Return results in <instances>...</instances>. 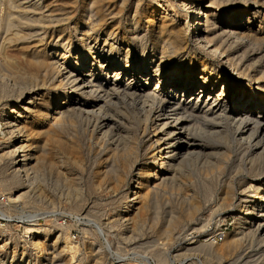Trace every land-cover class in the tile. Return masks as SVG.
<instances>
[{
  "label": "bare ground",
  "instance_id": "obj_1",
  "mask_svg": "<svg viewBox=\"0 0 264 264\" xmlns=\"http://www.w3.org/2000/svg\"><path fill=\"white\" fill-rule=\"evenodd\" d=\"M231 4L234 7L225 14V6ZM256 22L258 29H253ZM99 35L110 50L114 43L108 38L118 37L126 45L124 61L102 59ZM131 40L140 47L137 59L130 56ZM148 64L154 65L152 71ZM168 64L170 72L163 69ZM152 80L155 85L146 86ZM6 90L17 91L18 100L0 108V171L10 183L26 189L15 198L28 194L44 168L53 163L64 179L78 184L79 175L62 154L76 152L78 135L68 126L79 114L92 115L91 127L97 128L100 141L107 142L100 177L109 178L115 189L124 187L133 173L126 201L113 219L118 225L131 215L133 202L139 211L130 216L133 226L144 221L147 211L155 221L160 217L155 194L159 186L174 181L176 171L196 157L209 160L223 153L218 151L223 143L242 142L244 150L253 153V174L260 175L251 190L261 194L259 199L248 206L246 198L242 205L246 186L231 197L226 183L218 205L227 204V212L236 214L234 228L218 244L183 236L185 249L209 262L233 255L244 241L264 250V0H0V92ZM65 127L75 132L71 139H65L69 134L63 137ZM49 150L51 161L46 163ZM209 183L203 184L205 193L213 190ZM33 189L38 196L37 185ZM191 198L182 204L181 213L168 209L163 226L155 222L157 237H168L193 219L200 203ZM81 199L79 193L74 195V207ZM35 222H29L26 231L32 236L30 244L43 249L48 232ZM61 238L59 254L74 249ZM90 247L95 262L102 263L105 245L96 240ZM156 250L155 264L166 262L167 253Z\"/></svg>",
  "mask_w": 264,
  "mask_h": 264
},
{
  "label": "rangeland",
  "instance_id": "obj_2",
  "mask_svg": "<svg viewBox=\"0 0 264 264\" xmlns=\"http://www.w3.org/2000/svg\"><path fill=\"white\" fill-rule=\"evenodd\" d=\"M231 2H233V0H231ZM233 7L234 4L228 5L227 7L225 6V14ZM240 7L241 9L244 8L242 6ZM225 14L223 16L224 18H227V15ZM120 19L122 21L121 23L123 24L127 21L124 20V15ZM141 27L143 28L145 26L141 25ZM252 27L253 29H258V22L253 23ZM148 32L149 30L144 31L145 34ZM103 38L104 36L99 35L97 40V44H99V46L103 49L101 56L102 59H105L108 62H112V60H114V63L124 61V51L126 45L122 44L118 37H116L114 40L112 38H108V42L111 41L114 43V49H112V51L109 48V44H104ZM132 42L134 44V49L132 50L130 56H132L133 59H137L141 56L140 47L136 41L131 40V43ZM107 51H109L110 54H108ZM169 65L170 64L166 65L163 69L168 71L170 68ZM148 67L149 70L152 71L154 65L148 64ZM125 78L126 76L123 77V79ZM181 81H184V78H181ZM218 84L220 85L221 83ZM154 85L155 83L153 80L151 82L147 81L146 83V86ZM6 91L7 92H0V108L6 103H12L18 100L17 91ZM210 94L213 96V98L216 96L214 90H212ZM85 115L86 114L77 115L72 120L74 124L71 122L72 124H69L68 126H71V128H73L78 135L76 136L78 137V141L76 142H78L77 144L79 148L77 147L75 153L65 154L64 152V154H62V157L64 156L63 159L66 161L69 167L72 168L73 171L77 172V176L79 175V180L77 182L78 184L76 186L74 185L75 183L73 184V181L64 179L63 174L57 171V165L53 163L51 166L44 168L43 172L41 173L42 175H40L41 177H39L40 180L33 183L32 186L34 187H30L31 190L28 191V194L20 196L17 199L15 197L21 193V191L26 189H23V187L17 183H10L8 178L2 175L3 173L0 171V193L3 192L5 196H7L6 199L8 201V205L0 204V215L2 217H8L11 219L0 222V264L8 261H22L24 264H96L98 262V264H155L156 258L154 251H157L156 249H160L168 255L167 261L169 260V262H161V264H264V255H262V253H264L262 251L264 250H262V246L257 243L249 245L248 242L244 241L242 247L240 248L241 250L238 249L233 255L224 257L220 262H209L197 252L187 251L185 249V247L188 246L187 241L185 244V237L197 239L194 241L199 243L206 241L204 238L210 231H214V233H216L217 231L222 230L225 233H228L234 228L236 223L235 221L237 219L236 214L233 212H227L229 205H218V201H220L222 197L221 190L225 188L226 183L230 184V196L232 195L233 197H235L240 191L241 188L239 189V187L243 188V186H246V192L244 191L243 194V197L245 198L242 197L243 200L240 202L242 205L245 203L244 200H246V202L249 200L247 202V205L249 206L252 203V200L259 199L258 196L261 194L258 195L251 190H253L252 186L254 183L257 182L255 179H257V177L260 175L257 176L256 174H253L254 167H251L250 165V157L253 156V153L246 152L247 150H244L245 145L242 144V142H229L228 144L223 143L224 145H221L222 148L218 149V151H222L223 153H219L218 157H216V154H214L215 156L212 155V157H210L212 161L211 159L208 160V157L206 156L196 157L193 161H190L186 165L182 166L183 168L180 167V169L176 171L177 173H175L173 178L174 181L171 180L170 182L167 181L165 184H162L163 187L159 186L156 189V192L154 190H150V193L153 191L158 195V212L160 213V215L158 213L160 216L158 217L159 219L157 218L158 220L155 219V221H152L154 215L151 211H147L148 213H145L147 217L149 215H153L151 217V221L150 216L149 219L145 217L144 221H142L143 223L141 222L142 224L140 223V225L138 224L133 226L130 219L132 217L131 215L136 214V205H138L137 202H133V210H131L133 213L130 212L131 215L127 216L128 219L123 220V222H119L118 225V222H115L116 220L114 221L113 219L116 218V212L121 209L125 203L124 201H126L125 194L128 193V184L133 181V173L131 172L126 177L127 183L125 186L123 185L124 187L115 189L112 187L110 182L111 180L109 178L107 179L103 177V179L100 177L99 174L101 170L105 168L104 164L106 163V159L104 160V158L108 152V145L104 139L101 138L100 141V136H98L100 133H98L97 128H94L95 130H93L91 127V125L94 124V117L92 115ZM44 125V127H47V124ZM132 126L134 128L136 127V125ZM65 128L67 131H63V137L65 134H69L68 136H65L66 138H64L71 139L70 136L73 134L75 135V132H72L71 128ZM150 129L151 128H149V131H151ZM37 141L41 142V139L40 141ZM38 142H36V144ZM258 150L260 149L258 148L257 151ZM50 152L51 151L49 150V153L45 154L46 163L51 161L50 154L52 152ZM153 152L154 151H152V153ZM76 157L78 159H74ZM57 175L60 177H58L59 181L56 183L55 177ZM68 181L72 182L73 185L71 183H69L71 185L66 184ZM98 181L99 183H102L99 185V183H97ZM152 181H154V179L150 182ZM205 182H210V190L213 189L209 191L210 193H205L206 188L203 185ZM94 184H97L98 186H94ZM36 185L38 189H36ZM101 185H103V187ZM104 185L108 186L109 188H106ZM110 187L113 189H110ZM33 188L36 189V194H40H38L39 197L34 196L32 192L34 190ZM78 193L82 198L81 204L79 207H74L72 203L73 198L74 195ZM152 195L151 198L153 200L154 196ZM194 195H196V199ZM186 197H192L191 199L198 200L197 202L200 203L199 207L194 212V220L192 219L191 221H187L182 227H177L168 237H157L159 236L158 228L165 224L164 216L167 213L166 211L173 207L172 209L178 213H181L182 206L186 205L185 200H189ZM246 198H248V200ZM236 202H238V200H236L235 203ZM241 207L242 206H240V208ZM137 213L139 214V211ZM29 222H35L37 223V227H42V229L45 231L47 230V245L44 246L43 249L31 245L32 243L30 244L29 239H31L32 236L26 231V227ZM155 222L159 227L155 225ZM60 226L62 228L59 229ZM58 230L59 232L57 233ZM61 233L63 236H61ZM55 235H60L61 240V237H63V239L67 240L68 244L70 243L74 249L69 251L66 250L64 252L61 251L62 253L60 252L61 254H59L58 250H61L62 244L59 241L60 239L56 240ZM183 236L185 237L183 238ZM37 239L38 238H35V240ZM96 240L98 243L101 242L103 245H105V248L101 249L103 252L101 256L102 263H100V261L95 262L94 258H96V253L95 250L90 247V245L92 246V244L96 243ZM223 240H218L213 243L218 244ZM53 243H55L54 247ZM3 246L4 248H2ZM93 251L95 254H92ZM55 252L58 253L54 256ZM53 256L55 258H53ZM61 257L63 259H60L62 262L59 260Z\"/></svg>",
  "mask_w": 264,
  "mask_h": 264
},
{
  "label": "built area",
  "instance_id": "obj_3",
  "mask_svg": "<svg viewBox=\"0 0 264 264\" xmlns=\"http://www.w3.org/2000/svg\"><path fill=\"white\" fill-rule=\"evenodd\" d=\"M7 196H5V194L3 192L0 193V204H4V205H8V201L6 199ZM8 220H11L10 218H5V217H2L0 215V222L1 221H8ZM224 231L220 230V231H217L216 233H214L213 231H210L208 232V234H206V237L205 239L210 241V242H216L218 240H222L223 236H224ZM28 237V236H27Z\"/></svg>",
  "mask_w": 264,
  "mask_h": 264
}]
</instances>
